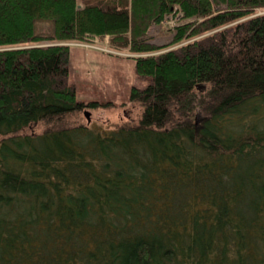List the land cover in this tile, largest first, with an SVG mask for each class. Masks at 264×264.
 I'll return each instance as SVG.
<instances>
[{"label": "trees", "instance_id": "16d2710c", "mask_svg": "<svg viewBox=\"0 0 264 264\" xmlns=\"http://www.w3.org/2000/svg\"><path fill=\"white\" fill-rule=\"evenodd\" d=\"M142 1L170 41L130 0H0V264H264V0ZM105 35L148 79L115 128L69 76Z\"/></svg>", "mask_w": 264, "mask_h": 264}, {"label": "rangeland", "instance_id": "374dc122", "mask_svg": "<svg viewBox=\"0 0 264 264\" xmlns=\"http://www.w3.org/2000/svg\"><path fill=\"white\" fill-rule=\"evenodd\" d=\"M240 5L258 9L252 1H244ZM130 9V34H144L155 43L170 41L181 24L180 13L167 14L164 21H157L156 11L142 0H130ZM110 38V35L93 37L85 42H72L70 46L69 76L75 84L77 97L114 103L112 107L87 108L91 111L89 123L94 127L115 128L123 121L138 118L141 107L130 102V92L134 86L142 88L148 83V79L137 74L132 53L113 49Z\"/></svg>", "mask_w": 264, "mask_h": 264}, {"label": "water", "instance_id": "95a60500", "mask_svg": "<svg viewBox=\"0 0 264 264\" xmlns=\"http://www.w3.org/2000/svg\"><path fill=\"white\" fill-rule=\"evenodd\" d=\"M85 115L88 118V121L90 122L91 121V111L89 109L85 110Z\"/></svg>", "mask_w": 264, "mask_h": 264}]
</instances>
